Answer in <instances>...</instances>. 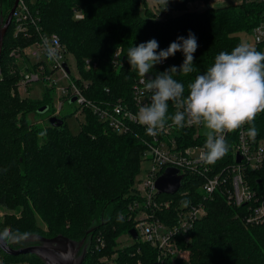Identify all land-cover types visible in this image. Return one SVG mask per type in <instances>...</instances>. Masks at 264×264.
Wrapping results in <instances>:
<instances>
[{
    "label": "trees",
    "instance_id": "obj_1",
    "mask_svg": "<svg viewBox=\"0 0 264 264\" xmlns=\"http://www.w3.org/2000/svg\"><path fill=\"white\" fill-rule=\"evenodd\" d=\"M36 17L38 27L55 34L75 58L84 78L91 83L88 100L131 102L134 83L141 77L130 69L127 50L151 39L159 50L166 49L177 37L195 34L194 71L174 73L173 78L187 85L205 72L221 51L230 52L242 42L240 33L252 34L259 25L262 6L258 0L236 3L204 11L189 10L194 0H170L175 17L159 18L147 0H25ZM207 5L212 0H202ZM15 5V0H0V29ZM145 6V14L141 13ZM83 14L75 18V12ZM24 35L8 29L0 65V232L9 245L15 237L62 235L74 241L91 238L83 264H106V258L119 260L144 258L154 254L151 247L138 241L119 246L117 237L129 235L134 224L130 206L136 201L137 178L142 173L146 132L139 126L128 134H117L105 127L96 115L84 110L78 134L67 126L32 124L29 115L48 116L54 112V91L47 89L41 100L19 96V75L9 73L10 51L22 45ZM257 51H263L260 46ZM94 60L96 70L85 71L84 62ZM182 52L154 66L146 78L154 79L171 66H179ZM47 107L45 113L40 109ZM175 107L169 102V115ZM48 116H45L48 118ZM49 117V118H50ZM170 121V120H169ZM194 129L183 132L191 141ZM201 181V180H200ZM197 179L188 176L173 198L177 206L194 202L201 193ZM190 191L187 196L181 193ZM180 196V197H179ZM207 202V216L190 233L185 248L191 264H264V226L250 225L244 207L229 204L216 193ZM163 213L164 217L174 214ZM94 228L93 233H89ZM18 247V246H16ZM134 254V256H132ZM153 258V257H152ZM45 264L34 255L14 256L0 248V264Z\"/></svg>",
    "mask_w": 264,
    "mask_h": 264
},
{
    "label": "built area",
    "instance_id": "obj_2",
    "mask_svg": "<svg viewBox=\"0 0 264 264\" xmlns=\"http://www.w3.org/2000/svg\"><path fill=\"white\" fill-rule=\"evenodd\" d=\"M249 0H241L247 2ZM14 18L12 21L14 35H24V44L13 48L9 53V59L16 64V73L20 76L18 91L23 88L28 92L29 87L36 83H42L47 89L54 92V112L52 117L61 119V110L64 103H78L80 113L89 110L96 115L101 123L108 129L121 135L134 131L139 126L146 132L144 139L146 149L143 154L144 162L149 167L138 176L136 186L138 196L130 206L133 219V230L138 238L134 240L130 233V241H140L148 244L153 255L136 259L119 260L116 256L106 258V264H191L190 250L184 245L190 240V233L195 229L196 223L207 216V202L214 199L216 193L226 197L229 204L235 207H244L245 219L248 224L264 226V112L259 113L254 123L257 129L255 140L241 131L246 132L251 125H245L242 130L225 135L229 151L221 159L213 164H205L199 160V154L205 142L204 129L199 125L186 126L184 128L170 127L168 121L165 129L155 137L149 136L146 127L137 123L135 117L139 107L150 103L151 93L147 92L144 85L138 79L133 86L131 102L120 99L117 102H95L88 100L86 93L91 83L87 81L77 66L78 77H73L68 63L69 54L65 44L55 34L44 33L39 27L36 17L30 12V6L25 0H18ZM240 2V3H241ZM263 12L253 31L252 36L257 46L264 51V0H258ZM192 4H194L192 2ZM191 5V2L189 6ZM76 19H82L80 11L75 12ZM56 51L57 58L49 59L48 48ZM64 64H67L66 71ZM98 63L92 59L84 62V70H96ZM59 74V78H55ZM1 76V74H0ZM85 116V115H84ZM195 130L191 141L183 132ZM183 131V132H182ZM179 170L186 176L189 182L195 178L201 180L200 196H193L190 203H182L177 206L173 198H165L166 195L157 189L156 182L166 169ZM184 186V184H183ZM182 186V188H183ZM181 188V189H182ZM180 189V190H181ZM176 194L171 195L175 196ZM190 191L180 194L189 195ZM179 196V197H180ZM174 207V214L163 216ZM134 256V254H132Z\"/></svg>",
    "mask_w": 264,
    "mask_h": 264
},
{
    "label": "clouds",
    "instance_id": "obj_3",
    "mask_svg": "<svg viewBox=\"0 0 264 264\" xmlns=\"http://www.w3.org/2000/svg\"><path fill=\"white\" fill-rule=\"evenodd\" d=\"M166 9L168 0H158ZM158 41L151 39L132 46L127 50L130 69L142 78L140 81L147 92L151 93L150 103L139 107L136 121L146 127L147 134L155 137L170 127L184 128L199 125L206 129L205 142L199 154V160L213 164L229 151L225 135L242 130L251 125L246 132L255 140L257 129L254 121L264 112V51H257L247 42H241L230 52L221 51L214 63L187 85L173 78L174 73L185 75L194 71V53L198 43L194 33L189 31L187 38L177 40L163 50ZM182 52L184 59L179 66H171L154 79L146 78L155 65ZM49 59H56V51L49 47ZM169 102L176 111L169 115Z\"/></svg>",
    "mask_w": 264,
    "mask_h": 264
},
{
    "label": "water",
    "instance_id": "obj_4",
    "mask_svg": "<svg viewBox=\"0 0 264 264\" xmlns=\"http://www.w3.org/2000/svg\"><path fill=\"white\" fill-rule=\"evenodd\" d=\"M18 4V0H15L13 9L8 14V17L3 20L0 29V65L4 49V40L12 24ZM64 67L66 71H69L67 64H64ZM72 102L74 103L75 99H73ZM47 110V107H43L39 112L45 113ZM49 123L52 126L59 127L63 125L64 120L53 116L49 118ZM183 178L184 176L180 174L179 170L168 168L165 173L158 178L156 182L157 189L161 193L174 195L182 188ZM94 231V228H91L89 233H93ZM130 235L134 240L138 238L135 230H131ZM13 240H15L16 245H9L0 232V248L8 255L11 254L22 257L34 255L45 264H83L91 247L90 237H85L81 239V241H74L62 235L53 237L52 239L37 235L15 237Z\"/></svg>",
    "mask_w": 264,
    "mask_h": 264
},
{
    "label": "rangeland",
    "instance_id": "obj_5",
    "mask_svg": "<svg viewBox=\"0 0 264 264\" xmlns=\"http://www.w3.org/2000/svg\"><path fill=\"white\" fill-rule=\"evenodd\" d=\"M241 0H212L208 5L203 2L202 0H194L192 4L189 6V10H197V11H204V9L208 7L212 8H218V7H223V6H228V5H233L236 3H240ZM147 6L150 8L152 12H154L159 18H165V17H175V15H179L181 12L178 11H170V0H168V4L166 9H163V5H161L158 0H147L146 1ZM143 15L145 14V6H142V11ZM240 39L242 42H247L251 46H253L255 49L257 47V44L255 42V39L253 38L252 34L248 33H240ZM68 63L70 65V72H72L73 77H78L79 72H77V63L75 58L72 56L68 57ZM9 63V73H16L15 67H13V64L10 65ZM55 78H59V74H55ZM29 91L26 92L23 88L16 90L19 96L22 97H27L32 100H41L44 97V94L47 91V87H45L44 84L42 83H36L33 84V86H30ZM81 107L78 103H69L66 102L64 103V106L61 110V117H66V123L68 126V129L73 133V134H78L80 131V127L82 123L85 121L84 120V115L80 113ZM50 112L45 114V116H48ZM44 115H40L37 113L30 114L29 120L31 121L32 124H38L41 126H45V124L49 123V117L46 118ZM149 167V164L147 162L143 163L142 165V171L145 173V170ZM4 212H1L0 215H3ZM14 239V238H13ZM11 240V243L13 245L15 244V240ZM130 241L128 235L125 234V230L123 234H120L119 237H117V243L119 246H124L126 244H129ZM21 264H28L27 262L21 263Z\"/></svg>",
    "mask_w": 264,
    "mask_h": 264
}]
</instances>
